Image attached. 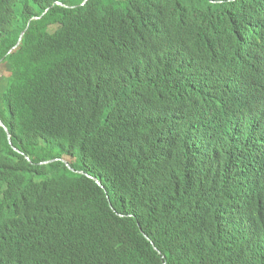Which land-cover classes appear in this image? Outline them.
<instances>
[{"label":"trees","instance_id":"trees-1","mask_svg":"<svg viewBox=\"0 0 264 264\" xmlns=\"http://www.w3.org/2000/svg\"><path fill=\"white\" fill-rule=\"evenodd\" d=\"M86 1L0 0V264H264V0Z\"/></svg>","mask_w":264,"mask_h":264},{"label":"clouds","instance_id":"clouds-1","mask_svg":"<svg viewBox=\"0 0 264 264\" xmlns=\"http://www.w3.org/2000/svg\"><path fill=\"white\" fill-rule=\"evenodd\" d=\"M256 73L260 72L257 71ZM257 77L259 79H263L264 75H257ZM223 83L227 84L228 88L234 91L231 96L234 101L232 106L233 112H231L229 109L225 110L218 105L214 106V109L223 117L233 119V133L235 135L246 134L249 131V127L245 118H247V116L249 115L250 108L264 114V104L261 105L262 108L261 106H257L256 104H253V106H251L244 80H233L230 77H224ZM216 84L218 86H224L222 83Z\"/></svg>","mask_w":264,"mask_h":264},{"label":"water","instance_id":"water-1","mask_svg":"<svg viewBox=\"0 0 264 264\" xmlns=\"http://www.w3.org/2000/svg\"><path fill=\"white\" fill-rule=\"evenodd\" d=\"M88 1V0H87ZM86 1V2H87ZM24 34H25V32H23L22 33V35H21V37H20V41H21V39L24 37ZM20 41H19V44H20ZM0 125L2 126V127H4L5 128V126H4V124H3V122L0 120ZM8 132V131H7ZM8 139H9V142H10V144L12 143L11 142V136L9 135V133H8Z\"/></svg>","mask_w":264,"mask_h":264}]
</instances>
